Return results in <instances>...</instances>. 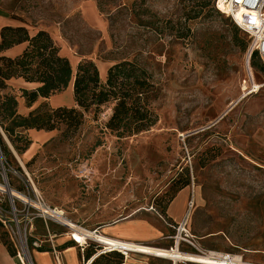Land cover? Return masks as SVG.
<instances>
[{"label": "rangeland", "instance_id": "obj_1", "mask_svg": "<svg viewBox=\"0 0 264 264\" xmlns=\"http://www.w3.org/2000/svg\"><path fill=\"white\" fill-rule=\"evenodd\" d=\"M83 1L12 0L10 10L30 33L46 32L73 71L82 60L96 67L134 60L148 75L155 123L120 137L106 128L114 106L108 103L85 114L67 138L53 131L36 143L35 130L24 132L35 146L30 159L17 154L0 129L10 153L4 157L0 144V184L6 181L32 200L38 195L43 206L92 232L159 214L188 181L184 191L192 194L193 207L186 229L200 249L264 264V65L247 59L246 35L214 7L201 8L200 0H92L101 28L82 16ZM235 37L247 43L245 51ZM4 93L19 96L15 89ZM61 94L70 105L61 107L75 106L70 90ZM1 196L9 210L8 196ZM46 222L45 236L70 234L54 220ZM0 234L11 242L3 227ZM131 244L128 257L171 264L157 255L170 244Z\"/></svg>", "mask_w": 264, "mask_h": 264}, {"label": "trees", "instance_id": "obj_2", "mask_svg": "<svg viewBox=\"0 0 264 264\" xmlns=\"http://www.w3.org/2000/svg\"><path fill=\"white\" fill-rule=\"evenodd\" d=\"M200 6L207 12L212 7L215 9L214 0H200ZM234 42L242 51L247 49L244 40L235 37ZM21 44H26V47L17 57L2 55L4 51ZM255 59L258 60L252 54L250 60L253 66ZM13 79H21L25 83L36 84L37 87L32 91H17L19 96L4 93L11 90L7 83ZM104 81L102 84L98 69L90 60H82L73 71L46 32L39 31L30 36L24 28H5L0 35V129L17 154L22 155L31 145V141L23 135L24 132L58 131L62 138H67L83 124L85 114L97 111L108 103H113L114 106L106 128L120 137L138 134L154 125L155 120L147 104L151 85L141 66L134 60L113 63L108 68ZM71 82L74 107L49 109L45 105H39L25 116L18 114L17 98H22L26 108L30 109L39 99L46 100L64 92ZM0 144L3 156H9L1 137ZM17 171L20 172L19 169ZM188 185V181H183L175 190L161 207V217L165 216L174 196ZM4 237V234H0L1 242L11 255H15L12 243ZM101 251L102 248H96L94 255L86 261L92 260L91 264H122L124 261V257L116 251Z\"/></svg>", "mask_w": 264, "mask_h": 264}, {"label": "crops", "instance_id": "obj_3", "mask_svg": "<svg viewBox=\"0 0 264 264\" xmlns=\"http://www.w3.org/2000/svg\"><path fill=\"white\" fill-rule=\"evenodd\" d=\"M12 0H0V35L1 31L5 28H24L28 31L26 26H23L18 20L13 17L11 13ZM80 11L82 16L87 19L91 26L102 27L98 20L96 4L92 0H85L82 2ZM30 33V36L36 34ZM26 47V44L14 46L2 53V55L14 58L21 54ZM60 54V50H59ZM62 57H65L63 55ZM111 64H103L101 67H97L99 77L101 81L105 80L106 72ZM7 85L11 89L16 91L26 90L32 91L37 85L25 83L21 79L10 80ZM70 90L72 92V82L69 83L65 91ZM62 94L51 96L49 99H39L30 109H27L25 102L22 98H17V112L20 115L27 114L30 110L36 108L38 104L47 102L52 108L61 106H70L62 102ZM58 104V105H57ZM52 132L39 131L33 132L31 137L36 143L45 142L50 139ZM34 144L24 153V157L30 159L34 152ZM187 189V188H185ZM190 199L188 192L184 189L178 192L172 201L169 203L165 216L161 217L157 213H146L143 218L136 219H125L117 221L111 224H103L97 227L96 230L99 235H103L104 238L114 240L117 242L125 243L127 245L139 244V245H152L155 248L165 247L168 244L171 245L170 241L166 238L171 236L169 234V225H175L182 221L187 205ZM5 202V201H4ZM5 206V205H4ZM1 227V226H0ZM48 231V224L40 219L32 222L29 231V252L27 255V261L21 260L16 252L13 245L15 255H11L7 250L6 246L0 240V264H84L87 259L92 257L96 251V248H101L100 245L94 243H88L83 248L79 247L73 242L71 237H68V233L59 234L53 237H47L44 235V230ZM93 230V231H94ZM49 232V231H48ZM78 242L77 239H74ZM34 241L42 242L40 249H33L30 244ZM49 242H52L54 246V252L49 249ZM169 246V245H168ZM55 256H58L59 261L55 260ZM102 262V261H100ZM103 264V263H100ZM122 264H155L144 258L142 255H131L130 257L124 258Z\"/></svg>", "mask_w": 264, "mask_h": 264}, {"label": "built area", "instance_id": "obj_4", "mask_svg": "<svg viewBox=\"0 0 264 264\" xmlns=\"http://www.w3.org/2000/svg\"><path fill=\"white\" fill-rule=\"evenodd\" d=\"M214 6L220 14L228 17L234 27H236V29H238L248 38L249 43L247 49V59L249 60L251 55L255 54L259 62L264 65V0H214ZM28 182L30 183L29 179ZM3 185L8 191H10V188L6 181L3 182ZM28 188H30V190L33 192L31 186H28ZM0 194L3 195L5 193ZM1 195L0 226L8 232L9 238L14 244L18 257L21 260L25 261L20 247L21 242L24 241V245L28 253L29 231L32 222L37 219L46 222L49 217L45 216L40 211L34 209L29 205H26L24 203H18L16 201H11L9 197V210H7V208L4 206L5 203L4 201H2ZM22 195H24L28 200H32L28 194ZM192 198L193 196L191 194L182 221L175 225H169V229H171L173 233L171 236L166 238L171 243L170 247L167 250L170 251V253H173V250H175L176 253L180 254L205 257L206 261L187 263L183 260H179L178 258L170 259L168 261H170L171 264H253L244 262L241 256L237 257L231 254L218 253L213 251H202L200 249L198 241L193 236H191L186 229L189 213L193 207ZM33 201L41 204L40 197L38 195L35 196V200ZM15 202L19 204V207L15 206ZM58 224L62 225L60 223ZM62 226L68 228L65 225ZM77 229L82 230L79 227H77ZM92 233L98 234L96 230L92 231ZM72 240L79 247L83 248L92 239L85 240L83 243H79L74 239ZM49 243V249L54 252V246L52 242ZM30 246L33 249H40L42 247V242L34 241L30 244ZM101 248V253L108 252V250L104 246H101ZM111 251H116L120 253L124 258H127L128 254H131H126L120 249H111ZM55 260L57 262L59 261L58 256H55ZM91 261L92 260L86 261L84 264H91Z\"/></svg>", "mask_w": 264, "mask_h": 264}, {"label": "bare ground", "instance_id": "obj_5", "mask_svg": "<svg viewBox=\"0 0 264 264\" xmlns=\"http://www.w3.org/2000/svg\"><path fill=\"white\" fill-rule=\"evenodd\" d=\"M33 190L35 191V193H37L35 186L33 187ZM0 193H5L6 195H8V197L10 198L11 201H16L18 203H24L26 205H29V206L33 207L34 209L40 211L42 214L49 217L50 219H52V220H54V221H56L62 225L67 226L69 231H70L69 235H73V236L78 237L79 243H83L85 240L92 239V240H94L95 243L100 244L101 246H104L108 251H110L111 249H120L122 252H124L126 254L128 251L131 250V248H135V245H127L125 243L106 239L102 236H99L98 234H93L91 231H86L84 229H82V230L77 229V227L75 225H73L70 221H68L67 219L64 218V215L61 211L52 210V209L47 208V207H45V206H43V205H41V204H39L33 200H28L24 195H22L20 192H17L15 190L10 189V191H8L3 184H0ZM94 236L95 237L97 236V238L93 239ZM20 247H21L23 256L25 258V262H26L27 261L26 258H27L28 253H27L26 247L24 245V241L21 242ZM144 250L145 251H154V250L148 249V248H145ZM173 251H174L173 253H170V251H157L158 252L157 255L164 257L167 260L178 258L179 260H183L184 262H187V263H196V262L206 261L205 257L190 256L188 254L186 255V254L176 253L175 250H173Z\"/></svg>", "mask_w": 264, "mask_h": 264}]
</instances>
